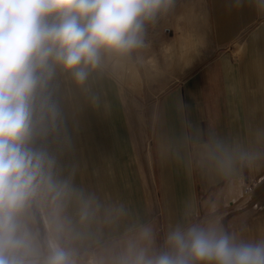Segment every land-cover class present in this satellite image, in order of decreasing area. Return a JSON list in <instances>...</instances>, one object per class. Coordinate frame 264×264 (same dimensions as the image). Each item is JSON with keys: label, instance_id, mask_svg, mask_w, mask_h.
I'll list each match as a JSON object with an SVG mask.
<instances>
[{"label": "crops", "instance_id": "1", "mask_svg": "<svg viewBox=\"0 0 264 264\" xmlns=\"http://www.w3.org/2000/svg\"><path fill=\"white\" fill-rule=\"evenodd\" d=\"M185 13L201 15L209 57L155 93L148 106L147 149L129 134L119 87L106 86L95 69L77 84L56 68L45 95L57 117L54 122L46 117L34 140L38 147H32L45 160L34 194L17 214L28 234L30 199L41 208L50 244L54 216L64 221L57 218L61 205L48 190H65L62 196L70 200L85 189L87 206L102 212L94 222L107 231L144 222L140 195L132 187L137 179L143 184L144 177L147 187L160 191L167 209L176 208V214H164L167 224L206 223V211L216 214L209 223L221 224L225 215L244 209L227 220V232L247 242L264 239V0H174L146 31L159 32ZM222 46L229 51L214 54ZM107 54L135 65L126 55ZM136 72L131 84L139 90Z\"/></svg>", "mask_w": 264, "mask_h": 264}, {"label": "clouds", "instance_id": "2", "mask_svg": "<svg viewBox=\"0 0 264 264\" xmlns=\"http://www.w3.org/2000/svg\"><path fill=\"white\" fill-rule=\"evenodd\" d=\"M174 0H0V264H34L18 213L36 189L45 154L32 147L55 106L45 95L56 68L83 84L104 53L144 44L147 25ZM44 264H74L49 245ZM115 264H264V239L247 242L219 224L178 223L157 245L135 229Z\"/></svg>", "mask_w": 264, "mask_h": 264}, {"label": "rangeland", "instance_id": "3", "mask_svg": "<svg viewBox=\"0 0 264 264\" xmlns=\"http://www.w3.org/2000/svg\"><path fill=\"white\" fill-rule=\"evenodd\" d=\"M171 24L168 26H172V28L166 33L149 31L148 44L145 49H134L130 53L122 54L124 57L130 58L136 65L141 79L139 90H135L131 83L125 84L124 68L115 56L112 55L111 57L107 53L102 54L101 63L95 68L106 86H112L117 90L119 87L121 90L123 96H121L119 102L121 111L130 124L129 134H132V138L138 142V145L143 142V147H146V149L151 135L150 126L147 125L150 113L148 106L155 93L165 90L180 81L209 57L208 50L204 47L207 36L201 15L196 13L181 14L174 17ZM220 51H229V47H218L214 54L221 53ZM189 55H192L190 61L185 64L184 58H188ZM33 146L36 147L37 144H33ZM132 187L140 195V202L143 204L140 213L145 221L139 224L129 222L125 226L121 224L119 228L117 227L118 230L115 229L114 231H107L105 224L102 222H94V218H102V212L100 209L95 208L96 211H93L94 209L91 206H87V191L85 189L79 190L77 196L74 195L70 200L62 196L65 194V190L62 192L46 191V194L51 196L53 194L52 197L57 198L56 201L61 205L58 209L57 218L64 220L59 222L54 216L53 243L70 251L74 264H115L116 259L126 246V241L135 229L141 225L152 226L156 234L157 245H160L169 227L178 224L175 222L167 224L164 221V214L174 215L176 214V208L170 204L167 209L163 205L160 191L153 184H149L147 187L144 177L143 184H140L137 179ZM66 193L68 195V191ZM59 194L62 196L61 200L57 197ZM48 195L47 197L51 198ZM254 197L260 198L261 194L254 195ZM130 198L132 199V197ZM30 201V221L29 226L26 224V228L29 229L32 252L34 250L38 251H36L37 253H31L29 259L34 261V264H44L49 253L50 235L41 221L43 218L39 211L41 208L36 205L35 201L34 205L32 199ZM132 201H135V197ZM224 209L221 210L220 208L221 211ZM242 211L244 209H238V211L235 210L225 215L219 225L229 231V228L226 227L227 220L233 219L234 215L243 213ZM127 213L128 215L133 214L130 210ZM206 213V218L210 219L209 221L214 220L215 212L206 211ZM84 214L85 218L82 216ZM209 221L198 223L207 224ZM98 226L99 228H97ZM97 229H100L99 232L102 233H95Z\"/></svg>", "mask_w": 264, "mask_h": 264}, {"label": "bare ground", "instance_id": "4", "mask_svg": "<svg viewBox=\"0 0 264 264\" xmlns=\"http://www.w3.org/2000/svg\"><path fill=\"white\" fill-rule=\"evenodd\" d=\"M119 62L122 63V67L124 68L125 81L127 83H132L133 79L135 77L137 78L135 65L122 57L119 59Z\"/></svg>", "mask_w": 264, "mask_h": 264}, {"label": "built area", "instance_id": "5", "mask_svg": "<svg viewBox=\"0 0 264 264\" xmlns=\"http://www.w3.org/2000/svg\"><path fill=\"white\" fill-rule=\"evenodd\" d=\"M150 30H148V31H146V34H145V38H144V44H143V46L142 47H140V48H137V49H145L146 47H147V44H148V41H147V36H148V32H149ZM150 32H152V31H150ZM154 32V31H153ZM161 32H163V33H166V32H169V27L168 26H163V27H161Z\"/></svg>", "mask_w": 264, "mask_h": 264}]
</instances>
